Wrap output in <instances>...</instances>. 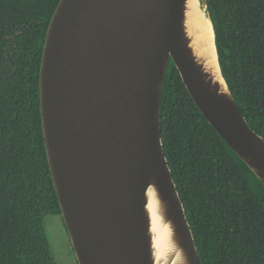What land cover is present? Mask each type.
<instances>
[{
	"label": "water",
	"instance_id": "water-1",
	"mask_svg": "<svg viewBox=\"0 0 264 264\" xmlns=\"http://www.w3.org/2000/svg\"><path fill=\"white\" fill-rule=\"evenodd\" d=\"M170 62L264 188V139L224 79L207 0H59L43 44L39 110L77 264H200L161 141Z\"/></svg>",
	"mask_w": 264,
	"mask_h": 264
},
{
	"label": "trees",
	"instance_id": "trees-1",
	"mask_svg": "<svg viewBox=\"0 0 264 264\" xmlns=\"http://www.w3.org/2000/svg\"><path fill=\"white\" fill-rule=\"evenodd\" d=\"M59 0H0V264H56L44 230L61 215L39 110V69ZM219 64L264 139V0H207ZM164 156L200 264H264V188L230 151L170 62L160 107Z\"/></svg>",
	"mask_w": 264,
	"mask_h": 264
},
{
	"label": "rangeland",
	"instance_id": "rangeland-1",
	"mask_svg": "<svg viewBox=\"0 0 264 264\" xmlns=\"http://www.w3.org/2000/svg\"><path fill=\"white\" fill-rule=\"evenodd\" d=\"M44 230L56 264H77L76 257L61 215H48Z\"/></svg>",
	"mask_w": 264,
	"mask_h": 264
},
{
	"label": "bare ground",
	"instance_id": "bare-ground-1",
	"mask_svg": "<svg viewBox=\"0 0 264 264\" xmlns=\"http://www.w3.org/2000/svg\"><path fill=\"white\" fill-rule=\"evenodd\" d=\"M156 244H157V246H158V250L161 251L160 241H157Z\"/></svg>",
	"mask_w": 264,
	"mask_h": 264
}]
</instances>
